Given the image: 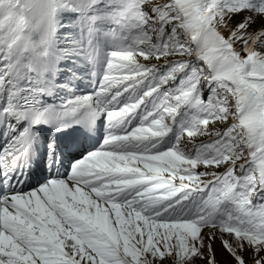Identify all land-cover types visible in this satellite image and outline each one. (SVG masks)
I'll list each match as a JSON object with an SVG mask.
<instances>
[{"label":"snow or ice","instance_id":"1","mask_svg":"<svg viewBox=\"0 0 264 264\" xmlns=\"http://www.w3.org/2000/svg\"><path fill=\"white\" fill-rule=\"evenodd\" d=\"M0 264H264V0H0Z\"/></svg>","mask_w":264,"mask_h":264}]
</instances>
